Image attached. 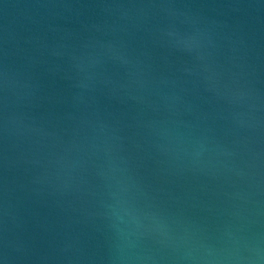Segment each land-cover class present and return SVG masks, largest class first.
<instances>
[{
    "label": "water",
    "instance_id": "water-1",
    "mask_svg": "<svg viewBox=\"0 0 264 264\" xmlns=\"http://www.w3.org/2000/svg\"><path fill=\"white\" fill-rule=\"evenodd\" d=\"M0 264H264V0H0Z\"/></svg>",
    "mask_w": 264,
    "mask_h": 264
}]
</instances>
